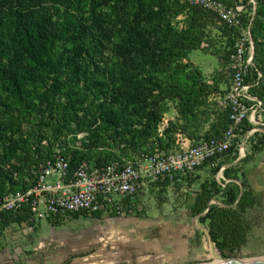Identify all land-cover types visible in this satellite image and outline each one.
<instances>
[{"label":"trees","instance_id":"16d2710c","mask_svg":"<svg viewBox=\"0 0 264 264\" xmlns=\"http://www.w3.org/2000/svg\"><path fill=\"white\" fill-rule=\"evenodd\" d=\"M220 1L244 7L239 27L181 0H0V196L34 187L58 149L72 175L83 163L93 170L168 153L175 132L193 134L196 145L221 137L232 123L230 108L209 100L228 94L234 46L247 29L254 49L246 82L264 108V0ZM196 51L217 60L210 76L189 60ZM169 106L178 121L161 135ZM253 129L246 120L237 133ZM248 145L238 162L241 139L193 173L149 183L159 205L169 189L198 184L191 213L207 212L199 220L225 259L247 245L248 213L258 205L245 168L264 148V134ZM220 172L225 180L218 183ZM124 204L134 212L137 199ZM30 217L25 206L5 214L2 225Z\"/></svg>","mask_w":264,"mask_h":264},{"label":"built area","instance_id":"2783aa9c","mask_svg":"<svg viewBox=\"0 0 264 264\" xmlns=\"http://www.w3.org/2000/svg\"><path fill=\"white\" fill-rule=\"evenodd\" d=\"M181 1L216 13L230 27L241 25L243 6L230 8L220 0ZM253 49L250 30H243L232 55L231 88L221 103L223 108H230L232 123L221 137L164 154L157 152L151 157L143 156L141 162H128L124 165L112 163L93 170L83 163L72 175L69 173L70 160L58 149L53 160L41 165L34 187L26 192L0 196V231L4 215L20 211L25 206L36 223L98 214L101 217L121 216L127 212L132 214L125 207L124 200L130 198L136 201L139 190L146 182L166 178L173 180L178 174L193 173L205 161L227 152L235 141L237 131L242 132L244 122L254 121L255 115L262 108V102L250 94L251 86L246 82L253 67ZM240 149L243 150V143ZM115 196L120 199L115 200Z\"/></svg>","mask_w":264,"mask_h":264},{"label":"rangeland","instance_id":"374dc122","mask_svg":"<svg viewBox=\"0 0 264 264\" xmlns=\"http://www.w3.org/2000/svg\"><path fill=\"white\" fill-rule=\"evenodd\" d=\"M183 19V16L178 17L179 21ZM189 60L200 67L207 76L213 73L218 64L214 57L201 51L192 52ZM226 96H220V106ZM218 97L211 96L209 101H215ZM169 107V111H172L173 106ZM252 135L246 133L240 137L236 134L235 139H241V145L244 143L243 150L240 149V158L250 152L248 144L254 137ZM248 166L250 167L251 163L245 168L247 176ZM224 180L223 177L221 181ZM198 188V184L191 189L185 186L179 191L171 188L167 194V202L159 205L158 190L155 194L150 193L149 182H146L136 196L137 206L133 214L128 215L126 224L119 221L111 225H108V221L84 223L81 219L65 221L59 227L51 226L47 220L36 224L43 236H52L60 231L73 235L64 236L57 240V243L54 242L56 249L68 254L67 257L64 255L66 264L81 261L90 264H213L216 261L208 251L206 237L195 228V225L206 226L191 213L194 202L192 191ZM114 198L120 199L118 196ZM213 203L220 204L217 200ZM248 220L251 233L247 245L224 260H264V205L259 210H251ZM74 235L79 236V239L74 238ZM82 256L88 257L81 261L73 259Z\"/></svg>","mask_w":264,"mask_h":264},{"label":"crops","instance_id":"0c3cea01","mask_svg":"<svg viewBox=\"0 0 264 264\" xmlns=\"http://www.w3.org/2000/svg\"><path fill=\"white\" fill-rule=\"evenodd\" d=\"M219 99L220 96L216 100L218 101ZM254 119V121L250 122L254 126V129L251 131L253 134L252 137L256 133L264 134L263 106L261 110L257 112ZM177 121L178 112L176 111L175 106H173L172 111H169V113L165 115L159 133L162 135L170 123H176ZM191 135L189 133L175 132L172 138V151L181 147L196 145V139ZM249 168L247 171L248 176L246 175V178L258 202V205L253 210H259L262 205H264V191L261 190H264V148L254 155ZM207 174L208 169H204L197 172L196 175L200 177V182H202L207 178ZM219 174L216 176V180L218 183H221L223 174ZM253 179L254 183H252ZM125 215L101 217L99 221L100 223L108 221V225H111V223H117L118 221L119 223L122 222L123 224H126L127 220H129L128 215L130 214ZM66 234L67 233L60 231L52 236L41 235L39 233V228L36 222L33 221L32 217H30L28 222H11L6 225L3 224L0 232V264H66L65 257H67L68 254L61 253L60 250L54 247V242L57 243V240L60 238L64 236L73 237V235ZM74 238L79 239V236L74 235ZM87 257L82 256L73 259L81 261ZM71 264L90 263L87 261H81Z\"/></svg>","mask_w":264,"mask_h":264},{"label":"water","instance_id":"95a60500","mask_svg":"<svg viewBox=\"0 0 264 264\" xmlns=\"http://www.w3.org/2000/svg\"><path fill=\"white\" fill-rule=\"evenodd\" d=\"M243 147H244V143H243ZM242 158L243 157H241V158L239 157L237 162L240 161V159H242ZM206 213L199 215L195 218L198 219L199 217L206 215ZM195 228L197 230L201 231L205 235L206 240H207V245H208V251L214 260L225 261V263H222V264H264V260H252V261H246V262H230L229 260H224L225 258H223L220 251L216 248L215 243L213 241V238H212L208 228L207 227H199L196 225H195ZM213 264H216V263H213Z\"/></svg>","mask_w":264,"mask_h":264},{"label":"flooded vegetation","instance_id":"af4514ba","mask_svg":"<svg viewBox=\"0 0 264 264\" xmlns=\"http://www.w3.org/2000/svg\"><path fill=\"white\" fill-rule=\"evenodd\" d=\"M83 220L84 221V223L85 222H88V221H91V222H94V221H99L100 220V218H97L96 216H93V217H71V218H68V219H63L62 221H63V223L65 222V221H68V220Z\"/></svg>","mask_w":264,"mask_h":264},{"label":"bare ground","instance_id":"6f19581e","mask_svg":"<svg viewBox=\"0 0 264 264\" xmlns=\"http://www.w3.org/2000/svg\"><path fill=\"white\" fill-rule=\"evenodd\" d=\"M99 259H103V258H99ZM217 264H222V263H225V261H221V260H215ZM100 262V260H99Z\"/></svg>","mask_w":264,"mask_h":264}]
</instances>
